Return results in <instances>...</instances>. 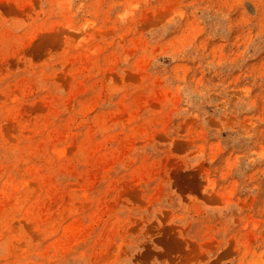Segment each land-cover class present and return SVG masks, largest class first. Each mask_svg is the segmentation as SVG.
Returning a JSON list of instances; mask_svg holds the SVG:
<instances>
[{"label": "rangeland", "instance_id": "1", "mask_svg": "<svg viewBox=\"0 0 264 264\" xmlns=\"http://www.w3.org/2000/svg\"><path fill=\"white\" fill-rule=\"evenodd\" d=\"M0 264H264V0H0Z\"/></svg>", "mask_w": 264, "mask_h": 264}]
</instances>
